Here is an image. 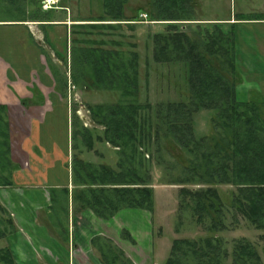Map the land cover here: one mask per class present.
<instances>
[{
    "label": "trees",
    "instance_id": "obj_1",
    "mask_svg": "<svg viewBox=\"0 0 264 264\" xmlns=\"http://www.w3.org/2000/svg\"><path fill=\"white\" fill-rule=\"evenodd\" d=\"M8 1L17 3L21 0ZM127 2L103 0L104 13L88 19L89 24L85 25L102 32L115 31L121 22H135L125 15ZM148 4L151 6L147 15L149 21L168 23L167 34L153 37L154 61L170 63L175 58L188 64L190 101L166 105L160 121L166 135L180 148L186 149L190 155L196 154L189 166L183 168L184 178L179 180V184L185 185L193 175L199 187L205 185L207 188L188 190L182 187L179 191L180 207L191 204L196 223L205 230L216 231L220 219L213 217L212 212L221 213L224 207L214 186L230 184L237 191L230 208L255 229L264 230V101L241 102L236 98L237 82L240 81L233 33L226 34L215 27L218 38L210 36L205 37V42L192 41L183 29L175 30L177 22L192 21V0H151ZM237 17L240 21H264V14ZM101 32L98 34L101 35ZM90 44L91 48L73 49L77 68L71 79L75 84L83 82L86 87L96 86L120 94L121 101L116 104L88 107L91 123L103 130V136L98 139L118 149V163L115 171L108 166H93L74 157L73 182L96 187L91 191V209L102 219L108 220L124 208L150 212L153 209V192L148 176L139 173L138 166H142L139 158L141 150L153 143L155 127L158 129L159 126H154L152 120L142 114L150 106L141 105L136 100L139 91L138 55L120 51V45L112 41ZM108 44L112 47L107 48ZM64 85L66 87V81ZM200 109L214 112L211 118L213 132L209 137L196 139L193 117ZM75 111L73 108V119H76ZM72 125L73 135H79L86 148L93 150L89 130L84 127L79 130L74 123ZM8 139L4 108H0V170L10 167ZM0 178V185L8 181L6 177ZM0 236L4 234L0 232ZM124 237L132 241L128 234ZM260 239L264 242V234ZM99 247L101 264H132L114 245L104 243ZM222 251V244L216 235L199 241L175 239L165 264H222L227 255ZM247 257L260 261L258 253L248 243L238 242L228 264H247ZM0 264H14L7 249L0 250Z\"/></svg>",
    "mask_w": 264,
    "mask_h": 264
},
{
    "label": "rangeland",
    "instance_id": "obj_2",
    "mask_svg": "<svg viewBox=\"0 0 264 264\" xmlns=\"http://www.w3.org/2000/svg\"><path fill=\"white\" fill-rule=\"evenodd\" d=\"M150 1L128 0L125 5V15L128 20H135V22H131L130 25H127L129 22H121L115 31L102 30L101 32L93 30L85 24H89L88 19L96 18L104 13L103 0H21L17 3L0 0V42L9 40L8 43L12 48L15 46L14 40L16 42L26 40L25 28L12 23H27L33 28L34 33H37L38 30L42 32L40 34L41 46H44L43 51H47L48 71H50L48 73L54 81L53 88L60 90L65 88L68 94L66 97L68 105L72 106V110L75 107L78 108L77 110L80 112L79 115L75 113L76 119L72 118V123L80 130L81 127H84L82 122L84 121L92 137L98 134L102 136L103 130L91 123L88 107L116 104L121 101L120 94L98 89L96 86L86 87L83 82L75 84L71 79L77 68L76 53L73 52V49L77 47L91 48L90 43L94 41L109 43L112 41L120 45L118 47L120 51H124L128 55L135 52L138 55L139 91L136 100L141 105L150 106V109L144 110L142 114L152 120L154 126L158 125L159 127L158 129L155 127L156 136H153V143L141 150L139 158L142 166H138L139 173L147 175L149 185L155 187L153 190L155 192L153 225L150 226L151 231L148 229L147 232L148 234L152 232L153 245L152 250L148 248L146 252H134L135 247H132V252H123L132 264H165L175 239L199 241L211 236L215 237V235L222 244V252L227 253L222 264L231 262L238 242L248 243L260 257L259 262L247 257V264H264V242L260 239L264 230L255 229L245 218L230 208L233 196L237 192L235 186L225 183L214 186L224 207L221 209V213L212 212L213 217L220 219L216 231L205 230L196 223L191 204L187 205L188 207H180L179 191L182 187L188 190H197L198 188H207V186L199 187V183L195 181L193 175L190 180L187 179L188 183L185 185L179 184V180L184 178L183 168L189 166L190 160L196 154L190 155L186 149L180 148L169 135H166L160 115L166 105L170 103L190 101L188 64L175 58L170 63L154 61L153 37L156 34H167L168 23L149 21L151 6L148 3ZM192 2V21L177 22L175 30L183 29L192 41L204 42L205 37L218 38L215 27L220 28L226 34L232 32L240 81V83L237 82L239 85L236 87V98L242 102L262 101L264 97V23L246 22L232 26L234 23L232 22L229 25L220 26L205 23L202 20H226L245 15V13H264V0H192ZM143 15L148 16L143 18ZM35 17L37 20H47L45 21L47 27L52 26L51 23H54L52 21H57L55 23L60 24L54 28L55 30L48 28L47 36L43 38L42 28L35 27L37 24L33 21ZM140 22L142 23L140 24ZM98 32H101V35ZM75 39L85 43H77L74 41ZM222 45L226 47L225 43ZM110 47L112 46L108 44L107 48ZM4 57L0 50V59ZM54 57L57 60L51 59ZM58 61H61V64ZM63 99L65 98L63 97ZM213 115V111L203 109L194 115L193 132L196 139L211 136ZM64 123L65 121L62 120V125ZM78 147L80 146L78 145ZM83 148L86 149V146L83 145ZM98 149L107 152L103 145ZM92 154L89 155V158L93 157ZM197 155L199 156V154ZM0 179L2 181V178ZM149 243L150 241H148V245ZM142 245L143 243L139 242V247ZM2 247H4V241L0 240V248ZM206 251L209 252V250ZM95 256L96 264H101L99 253L96 252Z\"/></svg>",
    "mask_w": 264,
    "mask_h": 264
},
{
    "label": "crops",
    "instance_id": "obj_3",
    "mask_svg": "<svg viewBox=\"0 0 264 264\" xmlns=\"http://www.w3.org/2000/svg\"><path fill=\"white\" fill-rule=\"evenodd\" d=\"M250 14L264 13H245ZM237 18L202 22L220 26L232 22V26L264 23ZM43 20L33 21L36 28H42L45 38L46 30H55L60 23L52 21V26L47 27ZM12 24L25 28L26 40L13 39L12 48L9 40L0 42L1 54L5 56L0 59V108H4L8 126L10 162L6 171L0 170V176L8 178L0 185V232L4 234L0 236L4 241L0 250L7 249L14 264H96L95 253L100 252L99 246L104 243H113L122 252H132V247L134 252L152 250L153 235L147 232L153 225L154 202L150 212L124 208L105 220L91 209V191L96 187L73 182L74 157L117 171L118 149L99 140L103 136L99 134L91 136L93 150L83 148V139L73 135L72 106L66 101L67 91L53 88L47 51L41 46L42 32L34 33L27 23ZM77 109L75 113L79 115ZM101 145L107 152L98 149ZM90 154L93 157L89 158ZM150 187L154 198L155 187ZM139 242L143 243L141 247Z\"/></svg>",
    "mask_w": 264,
    "mask_h": 264
},
{
    "label": "built area",
    "instance_id": "obj_4",
    "mask_svg": "<svg viewBox=\"0 0 264 264\" xmlns=\"http://www.w3.org/2000/svg\"><path fill=\"white\" fill-rule=\"evenodd\" d=\"M143 18H146V15H143Z\"/></svg>",
    "mask_w": 264,
    "mask_h": 264
}]
</instances>
